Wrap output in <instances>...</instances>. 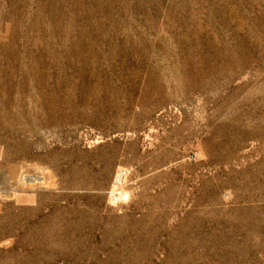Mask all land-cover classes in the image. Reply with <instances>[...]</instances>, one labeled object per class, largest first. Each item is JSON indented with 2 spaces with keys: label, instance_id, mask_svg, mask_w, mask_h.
Masks as SVG:
<instances>
[{
  "label": "rangeland",
  "instance_id": "1",
  "mask_svg": "<svg viewBox=\"0 0 264 264\" xmlns=\"http://www.w3.org/2000/svg\"><path fill=\"white\" fill-rule=\"evenodd\" d=\"M0 264H264V0H0Z\"/></svg>",
  "mask_w": 264,
  "mask_h": 264
}]
</instances>
